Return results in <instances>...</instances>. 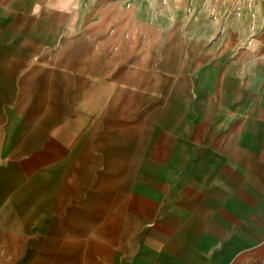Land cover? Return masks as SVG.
Returning <instances> with one entry per match:
<instances>
[{"label": "crops", "instance_id": "crops-1", "mask_svg": "<svg viewBox=\"0 0 264 264\" xmlns=\"http://www.w3.org/2000/svg\"><path fill=\"white\" fill-rule=\"evenodd\" d=\"M176 30L0 0V264H264V53Z\"/></svg>", "mask_w": 264, "mask_h": 264}, {"label": "rangeland", "instance_id": "rangeland-1", "mask_svg": "<svg viewBox=\"0 0 264 264\" xmlns=\"http://www.w3.org/2000/svg\"><path fill=\"white\" fill-rule=\"evenodd\" d=\"M106 1L127 5L137 18L160 27L163 34L176 27L184 38L204 43L210 52L231 44L252 45L264 53V0ZM178 30L167 38L178 36Z\"/></svg>", "mask_w": 264, "mask_h": 264}]
</instances>
